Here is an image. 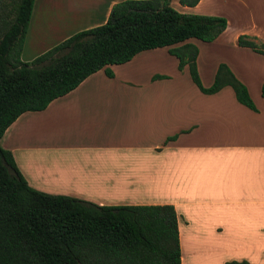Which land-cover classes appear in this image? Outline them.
Listing matches in <instances>:
<instances>
[{
    "label": "crops",
    "instance_id": "crops-1",
    "mask_svg": "<svg viewBox=\"0 0 264 264\" xmlns=\"http://www.w3.org/2000/svg\"><path fill=\"white\" fill-rule=\"evenodd\" d=\"M117 1L61 0L60 20L70 26L52 46L104 23ZM227 1L259 17L248 24V13L238 16L233 29L224 17L226 27L213 41L189 38L175 45L197 47L196 68L205 87L224 63L246 87L255 110L238 103L229 86L201 93L188 80L187 67L177 69L167 46L141 50L108 65L111 77L101 68L44 109L22 112L4 130L0 146L26 183L98 205L171 204L180 264H264V55L235 44L241 33L264 41V0ZM218 2L226 0L170 5L179 12L225 16ZM27 29L24 48L30 44ZM200 46L206 49V79ZM22 49L21 60H31ZM61 171L69 173L61 177Z\"/></svg>",
    "mask_w": 264,
    "mask_h": 264
},
{
    "label": "trees",
    "instance_id": "trees-1",
    "mask_svg": "<svg viewBox=\"0 0 264 264\" xmlns=\"http://www.w3.org/2000/svg\"><path fill=\"white\" fill-rule=\"evenodd\" d=\"M33 2L0 0V137L22 112L44 109L95 71L103 68L111 77L108 65L164 46L177 59L178 70L187 67L201 93L229 86L238 103L255 110L246 87L224 63L205 87L196 68L197 47L175 45L189 38L213 41L226 27L223 16L179 12L170 0H120L104 23L23 61ZM177 2L193 6L198 0ZM235 44L264 55V41L256 36L238 34ZM260 94L264 97V83ZM0 264H180L175 210L171 204L98 205L39 191L26 183L11 153L0 146Z\"/></svg>",
    "mask_w": 264,
    "mask_h": 264
},
{
    "label": "rangeland",
    "instance_id": "rangeland-1",
    "mask_svg": "<svg viewBox=\"0 0 264 264\" xmlns=\"http://www.w3.org/2000/svg\"><path fill=\"white\" fill-rule=\"evenodd\" d=\"M235 3L237 2L234 1L228 2L226 0V2L224 3L218 2L216 4L217 9H219V11L221 12L220 14H224L225 16L223 17L225 18L227 17V19L229 20L232 29L235 28V21L238 20V16H243V18H245L244 14L248 13L246 14L247 22H244L248 24L251 23L252 18L259 17L256 16L255 10L252 11L253 12L252 14L250 8L244 7V9L241 8L242 9L241 11L240 6H236ZM61 7H62L61 0H34L31 17L28 23V27H29L28 40L30 41V44L29 43L27 44L28 48L22 47L23 48L22 53L24 54V56H33V57L37 56L38 54L50 48L53 44L52 42L56 40L58 36L61 37L63 34L67 32L65 30L70 25H65V23H67L66 20L64 21L60 20V18L65 17L64 16L65 10L63 9V7L62 8ZM49 31L51 32V35L49 34V38H48ZM25 40L26 38L24 39V43ZM49 42H51V46L46 47ZM45 47L46 49H44ZM200 47L202 50L201 58L199 60L200 71L202 78L206 79L207 75L204 71V67H205L204 64L207 59L204 58L203 56L206 49H204L205 46H200ZM188 80L190 81L189 78ZM43 173L46 176L48 174V171H43ZM67 173L69 172L61 171L59 175H61V177H64L65 175H67Z\"/></svg>",
    "mask_w": 264,
    "mask_h": 264
}]
</instances>
